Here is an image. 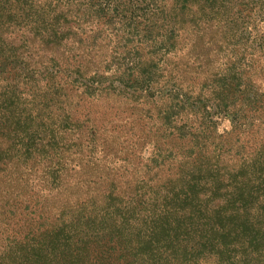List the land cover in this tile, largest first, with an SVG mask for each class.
Masks as SVG:
<instances>
[{"label": "trees", "instance_id": "16d2710c", "mask_svg": "<svg viewBox=\"0 0 264 264\" xmlns=\"http://www.w3.org/2000/svg\"><path fill=\"white\" fill-rule=\"evenodd\" d=\"M186 2L188 0L183 3ZM153 4L158 6V2L153 1ZM29 9L36 11L38 17H44L36 30L45 34L48 41L57 40L59 45L68 44L71 34L78 35V26L89 22L90 17L104 21V17L110 15L109 7L99 6L97 12L85 5L65 9L53 1L46 7L37 4ZM118 9L113 8L110 17ZM110 24L112 20L106 25ZM175 27L170 29V38L156 56L150 54L154 56L150 60L141 57L136 65L127 63V57L116 58L112 51V56L90 55L83 51L81 56L52 58L47 62L52 71L46 67L47 75L37 77L21 65L8 72L0 61V83H7L0 88V169L10 170L12 177L11 169H18L21 162L28 169L29 163L34 166L41 163L45 183H50V189L63 187L61 178L66 172V154L72 142L65 137L72 129L69 122L73 113L69 109L74 99L60 93L65 86L76 92L83 91L75 96L78 102L84 95L88 99H108L120 88L122 92L132 88L135 91L133 102L137 106L162 103L161 108L165 110L158 114L157 132L169 131L167 136L158 137L145 162L141 152L131 154L132 161L127 159L126 165L122 162L116 164L113 171H107L108 161L95 160L93 164L103 173L100 179L106 182L104 192L108 195L99 193L105 197L100 203L80 200L73 208L71 206L70 217L62 220L61 234H66L62 244L59 236L52 237L48 243L49 253L43 255L45 243L34 240L40 246L31 249V256H15L17 264H264V256H261L264 245L260 248L257 236L247 235L246 226L250 222L239 224L236 219L241 213L253 211L251 197L255 192L249 185L241 188L243 181L234 184L238 177L232 174L234 170L229 172L226 168L234 161L229 155L233 142L230 134L238 129V109L228 105L226 100L230 96L224 95L232 90H221L224 94L213 96V103H210L203 101L200 93L194 97V91L187 92L186 82L179 75L181 77L174 79L168 90L156 96L154 90L160 78L154 70L145 71L158 61L159 54L166 56L176 50L180 33H193L194 30L193 27L192 30L185 26L176 30ZM84 29L88 32L84 37L86 41L96 40L87 26ZM155 30L154 23L143 30V51L158 46L157 38L149 43ZM161 43L160 47L163 40ZM45 63L40 61L39 64L44 66ZM13 71H16V85L12 90L6 74ZM24 71L28 74L22 81ZM41 84L45 89L40 88ZM50 93L56 100H47ZM222 104L233 127L225 139L215 133L216 124L213 118L209 119L221 114ZM193 115L197 117L189 118ZM64 123L68 126H62ZM56 134L61 137L57 138ZM219 139L226 142L217 144ZM74 144L80 146L82 141ZM89 145L93 148L97 143ZM101 157L107 159L105 153ZM19 179L21 177L17 181ZM244 182L248 183L246 178ZM2 208L13 214L18 209L10 204V198ZM258 212L263 213V210L258 209ZM58 251L66 256L59 257Z\"/></svg>", "mask_w": 264, "mask_h": 264}, {"label": "rangeland", "instance_id": "374dc122", "mask_svg": "<svg viewBox=\"0 0 264 264\" xmlns=\"http://www.w3.org/2000/svg\"><path fill=\"white\" fill-rule=\"evenodd\" d=\"M52 1L65 9H75L79 5L92 6L95 12L99 6L109 7L110 11L117 7L119 9L112 17L109 11L110 15L104 17V21L90 17L89 22L78 26V35L76 32L71 34L72 40L68 44L59 45L57 40L48 41L45 34L36 30L42 25L44 17H38L36 11L29 9L37 4L46 7ZM153 1L158 2V6ZM183 2L184 0H0V61L8 72L21 65L28 68V71H33L37 77L47 75L46 67L48 71H52L49 69L50 65L47 66L52 58L62 60L81 56L83 51L97 56H112L114 52L116 58L127 57V63L134 62L136 65L141 57L150 60L159 53V49L170 38L172 27L176 26V30H180L182 26L191 30L193 27V33H180L176 53L174 51L166 56L159 54L158 61L145 71L154 70L158 79L160 78L157 81L158 87L154 90L156 96L168 90L174 79L181 77L179 75L184 77L181 78L186 82L187 92L194 91V97L200 93L203 101L208 100L210 103H213V96L224 94L221 90H232L224 95L230 96L226 100L227 104L238 109L236 132L230 134L232 122L225 115L223 104L219 111L221 114L209 119L213 118L217 135L224 136V139L228 138V134L231 139L233 137L229 155L234 161L226 168L229 172L234 170L232 174L238 177L234 184L243 181L241 188L249 185L251 191L255 192V196L251 197V203L255 207L253 211L241 213L236 219L239 224L250 222L246 226L247 235L257 236L261 248L264 245V0ZM108 20H112V24L106 25ZM152 23L156 30L149 43L157 38L159 44L154 49L143 51V30ZM85 26L96 40L84 39L88 35ZM84 32L86 34L80 36ZM161 40L164 42L162 47ZM40 61L46 62L44 66L39 64ZM165 69L168 71L164 72ZM15 74L16 71L6 74L12 90L16 85ZM26 74L27 71H24L22 81ZM6 84L2 81L0 88L3 89ZM20 86L24 88V85ZM115 87H118V83H115ZM40 88L45 89L44 84ZM68 89L71 92H67ZM60 90H63L60 91L62 95L68 94L69 98H74L69 109L73 113L69 122L72 129L65 137L72 142L66 154V172L61 178L60 185L63 187L50 189V183H45L41 163L35 166L29 163L28 169L21 162L18 169H11L13 177L10 170L0 169V264H17L14 258L19 254L31 256V249L40 246L34 240L45 243L41 254L49 253V240L59 236L62 244L66 236L61 234L62 220L70 217L71 206L73 208L80 200L100 203L105 197L99 193L108 195L104 192L106 182H103V178L100 179L103 173L93 164L95 160L108 161L107 171H113L116 164L120 165L122 162L126 165L131 160V154L141 152L145 162L158 137L169 134V131L157 132L160 126L158 114L165 110L161 108L162 103L137 106L133 102L135 91L132 88H125L123 92L120 88L115 96L108 99H88L84 95L80 102L75 96L83 91L76 92L66 86ZM50 99L56 100L52 93L47 100ZM23 100H26L25 96ZM232 109L230 106L229 110ZM196 117L197 115H193L189 118ZM62 126H68V123ZM55 130L57 133L58 129ZM56 136L61 137L59 134ZM224 139L216 140V143L226 142ZM78 140L82 141V145L74 144ZM91 142H96V147L92 148L89 145ZM227 148L229 147H225L226 150ZM100 152L105 153L107 159H102ZM19 177L21 179L17 181ZM245 178L248 183L244 182ZM97 188L99 191H96ZM7 198H10V204L18 208L15 209V214L2 211ZM258 209L263 210V213L258 212ZM58 256L66 255L58 251ZM261 256H264V251Z\"/></svg>", "mask_w": 264, "mask_h": 264}]
</instances>
